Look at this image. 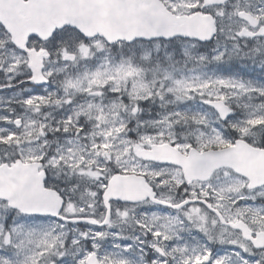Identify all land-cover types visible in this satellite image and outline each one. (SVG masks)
Masks as SVG:
<instances>
[{
  "label": "snow or ice",
  "instance_id": "1",
  "mask_svg": "<svg viewBox=\"0 0 264 264\" xmlns=\"http://www.w3.org/2000/svg\"><path fill=\"white\" fill-rule=\"evenodd\" d=\"M0 264H264V0H0Z\"/></svg>",
  "mask_w": 264,
  "mask_h": 264
}]
</instances>
